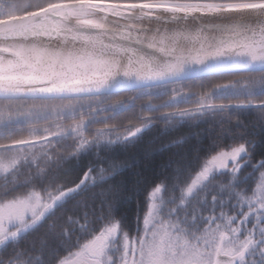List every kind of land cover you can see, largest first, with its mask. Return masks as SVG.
Segmentation results:
<instances>
[{
    "label": "clouds",
    "instance_id": "clouds-1",
    "mask_svg": "<svg viewBox=\"0 0 264 264\" xmlns=\"http://www.w3.org/2000/svg\"><path fill=\"white\" fill-rule=\"evenodd\" d=\"M34 3L83 11L52 15L58 25L14 42L26 50L28 79L24 115L13 135L0 133V161L18 157V167L0 169V202L39 194L42 218L0 236V264H60L73 242L102 249L91 264H143L162 247L164 264L193 250L213 264L218 237L240 250L254 238L247 264H264V153L231 111L237 101L264 105L244 86L264 81V58L246 48L264 35V0ZM224 83L248 94L220 97ZM129 106L133 114L121 111ZM146 132V158L168 151L154 180L129 156ZM20 141L37 143L5 147ZM82 162L87 183H76ZM132 203L129 218L121 206Z\"/></svg>",
    "mask_w": 264,
    "mask_h": 264
},
{
    "label": "snow or ice",
    "instance_id": "snow-or-ice-1",
    "mask_svg": "<svg viewBox=\"0 0 264 264\" xmlns=\"http://www.w3.org/2000/svg\"><path fill=\"white\" fill-rule=\"evenodd\" d=\"M209 7L211 8L212 5ZM17 11L22 12L23 16L13 19L11 14ZM82 11V8H65L63 4L37 7L34 0H0V21H3L0 23V129H4L9 136L14 134L17 121L24 115V102L20 97L23 84L27 82L28 78L25 77L21 69L29 63L26 50L14 42L21 35H39L42 31L58 25L59 21L51 20L52 15L64 17L81 14ZM262 47H264V35L260 40H253L246 46L253 61L264 58L258 51ZM204 58L199 54L194 57V59ZM232 86L230 83L222 85L224 88ZM244 86L248 88L250 95H254L255 89H264V81L245 83ZM236 103L237 106L245 105L243 101ZM256 106L260 114V120L257 123H260L264 119V105L256 104ZM19 143L35 144L37 141H20L5 147L14 149ZM17 160L18 157L13 155L7 160L0 161V169L7 172V170L18 167ZM80 180L87 183L83 171L77 175L76 183ZM73 188L75 189V184ZM41 204L39 194H37L35 202L23 197L18 200L8 199L0 202V236H7L11 239L13 236L19 235L18 232L12 231L13 228L27 230L31 226L29 220L32 223L39 222L42 217L37 212V208ZM44 207H48V204L44 203ZM29 208L32 210L31 215L27 214ZM13 209H18V211H12ZM252 243H254V238H250V241H242L243 250H240V245L235 243L232 247H226L224 238L218 237L214 247L215 260L213 264H247L248 252ZM101 252L102 249L99 246L91 251H85L78 242L68 243L60 250V264H91L92 257ZM260 257L264 258V251L260 252ZM255 258L254 253V261ZM143 264H164L163 247L147 251ZM169 264H204V261L201 254L193 250L179 260L169 261Z\"/></svg>",
    "mask_w": 264,
    "mask_h": 264
},
{
    "label": "trees",
    "instance_id": "trees-1",
    "mask_svg": "<svg viewBox=\"0 0 264 264\" xmlns=\"http://www.w3.org/2000/svg\"><path fill=\"white\" fill-rule=\"evenodd\" d=\"M256 91V90H255ZM254 94L260 95L264 94V90L260 93L255 92ZM241 95H226L222 97H236ZM125 114H133L135 111L132 107H125L124 110H122ZM231 111L237 115L246 123L249 125L247 129V133L249 135H255L257 137V151L258 153H264V128L259 127V123H257L258 120H260V114L257 110V106H233L231 108ZM191 129L188 127V125H184L181 128V131H190ZM152 135L151 132H146L144 134V140L140 142L139 145H137L136 150L129 153V156L134 163V165L138 166L140 169H143L144 176L148 180H154L159 178L158 173L160 171V167L164 159L168 155V151L158 153L156 156H154L151 159L146 158L144 152L141 150L143 144L147 141V139ZM208 138L207 136L203 137V145L202 147H206L208 144ZM196 146V139L193 137V140L191 142V145L189 147V153L192 154V148ZM135 170V169H133ZM78 172L83 171V162L81 164V168L77 170ZM126 179L129 183L132 182V174L131 172L126 174ZM135 210V203L128 204V205H122L121 211L126 213L129 218H131L132 213Z\"/></svg>",
    "mask_w": 264,
    "mask_h": 264
},
{
    "label": "rangeland",
    "instance_id": "rangeland-1",
    "mask_svg": "<svg viewBox=\"0 0 264 264\" xmlns=\"http://www.w3.org/2000/svg\"><path fill=\"white\" fill-rule=\"evenodd\" d=\"M256 90V91H255ZM254 90V93L255 92H258L260 93L261 91H263L264 89H260V88H257ZM248 92L245 90V89H241V88H236V87H228V88H224L222 89L221 91H219L217 93L218 96L222 97V96H226V95H247ZM130 107V106H129ZM124 110L121 109V111ZM5 130L1 129L0 130V133H3ZM12 211H18V209H13Z\"/></svg>",
    "mask_w": 264,
    "mask_h": 264
},
{
    "label": "water",
    "instance_id": "water-1",
    "mask_svg": "<svg viewBox=\"0 0 264 264\" xmlns=\"http://www.w3.org/2000/svg\"><path fill=\"white\" fill-rule=\"evenodd\" d=\"M3 21H0V23H2ZM126 85L120 83V84H117L116 87L119 88V87H124ZM248 106H256V105H248Z\"/></svg>",
    "mask_w": 264,
    "mask_h": 264
},
{
    "label": "flooded vegetation",
    "instance_id": "flooded-vegetation-1",
    "mask_svg": "<svg viewBox=\"0 0 264 264\" xmlns=\"http://www.w3.org/2000/svg\"><path fill=\"white\" fill-rule=\"evenodd\" d=\"M1 130V129H0ZM4 130V129H3Z\"/></svg>",
    "mask_w": 264,
    "mask_h": 264
}]
</instances>
